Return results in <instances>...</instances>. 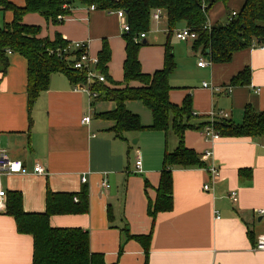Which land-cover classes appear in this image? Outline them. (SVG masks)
Wrapping results in <instances>:
<instances>
[{
    "label": "crops",
    "instance_id": "obj_1",
    "mask_svg": "<svg viewBox=\"0 0 264 264\" xmlns=\"http://www.w3.org/2000/svg\"><path fill=\"white\" fill-rule=\"evenodd\" d=\"M12 1L19 6L25 4V0ZM244 2H217L209 12V23L224 21L227 8L239 11ZM12 18V11L6 12L3 24ZM164 19L151 22L147 45L139 51L142 70L146 73H153L164 65L168 33ZM24 21L40 25L41 37L53 39L60 33L68 41L86 42L92 57H98L103 40L107 39L112 50L108 73L115 82H123L124 20L115 12L79 7L60 25L48 23L37 13L26 14ZM184 26L181 24L179 28ZM159 33L165 37L161 38ZM192 53L195 57L205 56L200 49L193 48ZM174 54L177 67L170 78L173 103L182 104L191 93L193 110L201 119L223 111L235 123L243 121L247 105L264 111V48L241 50L226 64L210 63L206 57L208 64L201 67L194 60L196 71L209 70L197 77L188 68L187 58L191 54L187 50L183 54L179 47ZM8 57L7 73L0 72V151L5 150L12 159L22 160L28 173L3 175L2 180L7 191L23 194L25 211H45L48 186L55 192L77 193L86 184L89 212L53 215L50 223L53 227H78L88 231L91 250L103 253L107 263L146 264L141 243L127 237L152 231L148 264H264V250L253 248L258 236L264 234V214L259 213L264 209V137L212 140L205 138L202 130H187L186 145L201 154L207 167L173 170L174 207L158 213L153 226L148 213L149 198L156 197L164 153L166 148H176L177 137L150 129L147 133L127 132L125 138L115 136L111 131L115 121L96 113L113 111L116 102L97 100L92 104L93 98L60 72L51 76L49 89L38 97L30 126L28 63L17 53L8 52ZM247 67L251 69L250 83L232 86L229 93L231 78ZM203 82L222 89L215 92L203 86ZM131 84L140 85L139 82ZM126 107L140 116L143 125L152 123V112L143 102L128 100ZM87 115L89 121L83 122ZM134 137H139L136 143L140 140V146H134ZM206 151L211 153L207 155ZM138 153L141 172L136 169ZM37 164L45 168V174L35 172ZM213 165L219 167V177L206 191L203 187L210 180L208 169ZM241 168H251V175H239ZM83 177L87 178L86 182ZM105 180L108 187L102 184ZM233 190L238 192L237 202L229 197ZM32 256L33 237L19 233L15 219L1 213L0 264H32Z\"/></svg>",
    "mask_w": 264,
    "mask_h": 264
},
{
    "label": "trees",
    "instance_id": "obj_2",
    "mask_svg": "<svg viewBox=\"0 0 264 264\" xmlns=\"http://www.w3.org/2000/svg\"><path fill=\"white\" fill-rule=\"evenodd\" d=\"M229 0H25L23 6L12 0H0V11H12L13 18L0 26V72L5 75L10 60L8 52L17 53L26 58L27 97L30 126L32 111L38 97L49 89L51 76L64 73L75 84H88L87 74L73 68V62L80 51L64 52L69 45L60 33L53 39L41 37V26L28 24L24 17L28 13L43 16L48 23L62 24L73 10L79 7H91L113 13L123 9L127 16L130 30L123 32L126 42L124 61V80L115 82L108 73L112 50L107 39L103 40L98 53V73L103 74L105 82L94 80L90 89L97 100H112L117 106L113 111L96 113L99 117L115 121L111 131L115 136L125 138L131 131L160 130L166 136L173 133L178 139L174 150L164 153L159 185L155 199L149 198L148 213L154 221L158 213L171 211L174 207L173 170L176 168L207 167L195 149L185 143L187 130H203L213 127L221 137H264V111H257L251 105L245 107L241 123L229 118L209 117L201 119L193 110L192 94L189 93L182 104H175L170 99L173 86L170 78L177 64L171 39L176 29L185 24L196 31L198 38L193 42L195 50H201L210 63L226 64L233 60L235 53L264 44V0H245L237 14L227 8L226 18L222 22L209 26V12L217 2ZM210 5V6H209ZM209 6V7H208ZM162 11L168 24L167 40L164 43V65L153 73L142 70L139 51L145 44L138 36L151 30L152 12ZM251 80V69H243L230 80L231 86L247 85ZM107 82L109 84H107ZM132 82H139L133 86ZM112 84V85H110ZM128 100H139L152 112V123L143 125L138 114L126 107ZM251 168L239 169V175H251ZM149 182L146 181V188ZM8 192L7 210L4 212L15 219L17 230L33 237L32 264H118L107 263L101 252H93L90 247L89 232L78 227H53L50 219L53 215L86 214L90 208L89 188L83 185L79 192H55L48 186L46 190V208L43 212H27L23 208V194L19 191ZM75 198L77 200H75ZM112 217V216H111ZM126 225L125 228H127ZM143 246L146 264L150 255L152 231L144 235H131ZM123 245L119 253L123 252Z\"/></svg>",
    "mask_w": 264,
    "mask_h": 264
},
{
    "label": "built area",
    "instance_id": "obj_3",
    "mask_svg": "<svg viewBox=\"0 0 264 264\" xmlns=\"http://www.w3.org/2000/svg\"><path fill=\"white\" fill-rule=\"evenodd\" d=\"M91 8H95L94 6H91ZM115 13L118 15V17L121 20H124L123 24H122V31L123 32H127L130 30V26L129 23L127 21V16L126 13L123 9L117 10L115 11ZM237 12L236 11H232V15L234 16L236 15ZM152 20L153 21H160L162 19V11L160 9H156L155 11L152 12ZM209 27H211V24L209 23V26H205V29H208ZM175 36L177 39H179L180 41L183 42H187V41H194L198 38V34L196 31L192 30L190 27L188 26H184L181 28H178L175 30ZM148 33L143 32L141 33L138 38L137 41H142L143 39H146ZM261 48H264V44L260 46ZM73 50H78L80 51V53L78 54V57L75 59V61L73 62V68L76 70H83L86 72L87 74V80H88V84L83 85L81 83H77L76 87L82 88L84 91L87 92V94L89 95L90 98H94L97 96L96 93L92 92V90L90 89V83H92L94 80H98L101 82H105L106 78L103 74L98 73V71L95 69L97 64L99 63V58L98 57H92L89 54V50H88V45L86 42L84 41H70L69 45L64 48V52H72ZM9 53H11V51H9ZM208 62L206 61L205 57H201L199 59L198 65L201 67L207 66ZM203 86L205 87H210L213 91L217 92L220 89H222L221 86H215V85H209L207 82H203ZM259 90V89H258ZM232 91V86L230 85L228 87V92L230 93ZM216 117H222V118H228V114L221 111L219 114H215L212 113L211 116H209V118L211 120H214ZM90 119L89 115L85 116L83 118V122H88ZM203 135L205 136V138L207 139H218L220 136L219 132H217L216 130L213 129V127L211 126H206L203 130H202ZM211 152L210 151H206V154L209 155ZM136 169L137 172H141L142 171V161H141V156L138 153L137 155V160H136ZM209 176H210V180L204 184V189L206 191L210 190L212 188V181H214L216 178L219 177V167L218 166H211L209 169ZM35 172L39 173V174H45V168L40 165L37 164L35 166ZM28 173V168L24 165L22 160L19 159H12L10 158L7 153L5 152V150H1L0 151V214L4 213L7 210V205H8V192L7 189L4 187L3 185V180H2V176L3 175H11V174H25ZM83 182L87 181L86 177L82 178ZM103 186L104 187H108L109 184L107 182V180L103 181ZM229 197L231 200L236 201L238 199L237 197V192L236 191H231L229 193ZM75 200H77L75 198ZM260 214H264V209L259 210ZM255 250H264V234L258 236L256 243L253 247Z\"/></svg>",
    "mask_w": 264,
    "mask_h": 264
},
{
    "label": "rangeland",
    "instance_id": "obj_4",
    "mask_svg": "<svg viewBox=\"0 0 264 264\" xmlns=\"http://www.w3.org/2000/svg\"><path fill=\"white\" fill-rule=\"evenodd\" d=\"M8 13V11H5V12H3V11H0V26H3L4 24H3V17H4V14L5 13ZM165 17V16H164ZM164 18H162V20H163ZM165 21H166V19H164ZM151 21H153L152 20V18H151ZM158 28L159 27H156V29L158 30ZM158 36H161V38H164L165 37V35H164V33H162V35H161V33H159L158 34ZM161 40V39H160ZM171 41H172V45L174 46V50H176L178 47H179V50H180V52H182L183 54L184 53H186V50H187V52H188V54H191V56L189 55V57H191V58H187L188 59V61H189V65L190 66H188V68H192V70H194V71H192V76H195V77H197V75L198 74H200V73H202V72H205V71H207V72H209V70L208 69H204L203 71H196L195 70V67L193 66L194 65V60H195V63L197 64V62L199 61V57L201 56V57H205V59H206V56H202V54H198L196 57L195 56H193L192 54V41L190 40V41H187V42H183V41H180L179 39H177L176 38V36H175V33L173 34V37H172V39H171ZM150 43H152V42H150ZM187 46H188V49H187ZM185 56V55H184ZM194 57V58H193ZM185 58V57H184ZM207 61V60H206ZM210 64V63H209ZM208 68H209V65H208ZM196 71V72H195ZM141 132H145V133H147L146 131L147 130H140ZM136 132V131H135ZM135 132H134V134H135ZM138 133V132H137ZM170 135H173L174 136V134L173 133H171ZM142 137H143V135H142ZM138 138L139 137H134L133 138V140H132V142H133V144H134V146H140L141 144H140V140L136 143V140H138ZM143 140H146L145 138H143ZM204 188V187H203ZM205 190V189H204ZM233 191H235V190H233ZM237 192V191H236ZM237 197H238V192H237ZM233 202H237L238 201V199L236 200V201H234V200H232Z\"/></svg>",
    "mask_w": 264,
    "mask_h": 264
},
{
    "label": "water",
    "instance_id": "obj_5",
    "mask_svg": "<svg viewBox=\"0 0 264 264\" xmlns=\"http://www.w3.org/2000/svg\"><path fill=\"white\" fill-rule=\"evenodd\" d=\"M209 6H210V5H209ZM209 6H208V7H209ZM143 42L146 44V43H147V40L145 39ZM207 60L210 61V57H207Z\"/></svg>",
    "mask_w": 264,
    "mask_h": 264
}]
</instances>
